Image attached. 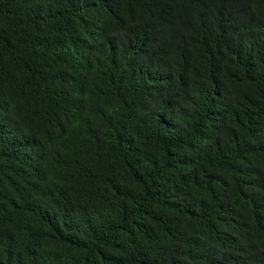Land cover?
<instances>
[{
	"label": "trees",
	"instance_id": "obj_1",
	"mask_svg": "<svg viewBox=\"0 0 264 264\" xmlns=\"http://www.w3.org/2000/svg\"><path fill=\"white\" fill-rule=\"evenodd\" d=\"M0 264H264V0H0Z\"/></svg>",
	"mask_w": 264,
	"mask_h": 264
}]
</instances>
